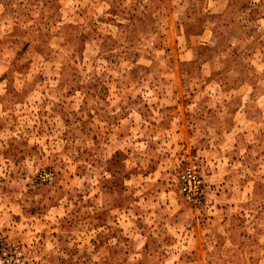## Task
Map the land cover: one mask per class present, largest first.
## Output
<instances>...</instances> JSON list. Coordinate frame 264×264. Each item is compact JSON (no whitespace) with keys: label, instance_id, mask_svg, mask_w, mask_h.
<instances>
[{"label":"rangeland","instance_id":"374dc122","mask_svg":"<svg viewBox=\"0 0 264 264\" xmlns=\"http://www.w3.org/2000/svg\"><path fill=\"white\" fill-rule=\"evenodd\" d=\"M0 232L23 264H264V0H0Z\"/></svg>","mask_w":264,"mask_h":264},{"label":"built area","instance_id":"2783aa9c","mask_svg":"<svg viewBox=\"0 0 264 264\" xmlns=\"http://www.w3.org/2000/svg\"><path fill=\"white\" fill-rule=\"evenodd\" d=\"M45 180L50 182L52 174L45 175ZM178 192L182 199L197 206L202 201V185L199 176L190 168L185 167L178 175ZM23 250L20 244L11 241L5 234L0 232V264H23Z\"/></svg>","mask_w":264,"mask_h":264}]
</instances>
